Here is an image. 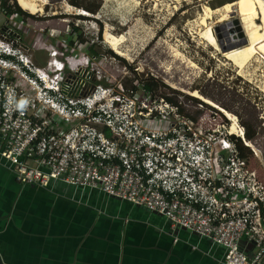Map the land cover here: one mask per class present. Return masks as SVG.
Wrapping results in <instances>:
<instances>
[{"label":"built area","instance_id":"2783aa9c","mask_svg":"<svg viewBox=\"0 0 264 264\" xmlns=\"http://www.w3.org/2000/svg\"><path fill=\"white\" fill-rule=\"evenodd\" d=\"M0 13H7L1 5ZM6 47L2 52L14 55ZM24 65L20 82L8 80L9 68L0 66V162L19 183L97 189L222 246L224 264H264V187L228 136L217 138L219 128L194 127L163 98L154 104L173 111L181 124L147 128L152 108L144 106L138 117L119 113L133 97L103 102L100 89L90 104L73 102L61 96L60 85L68 90L83 80L60 82L57 73L44 77ZM54 67L61 72L64 62Z\"/></svg>","mask_w":264,"mask_h":264},{"label":"rangeland","instance_id":"374dc122","mask_svg":"<svg viewBox=\"0 0 264 264\" xmlns=\"http://www.w3.org/2000/svg\"><path fill=\"white\" fill-rule=\"evenodd\" d=\"M34 1L41 5V11L30 13L19 6L29 14L27 17L0 13V54L9 56L0 58V66L9 68L8 80L20 82L24 76L21 67L26 68L25 63L44 77L57 73L60 82L73 77L83 80L68 90L60 85L61 96L73 102L90 104V97L101 94L100 89L105 90L103 102L114 96L131 98L134 94V103H124L119 113L138 117L137 112L144 106L152 108V118L143 122L147 128L165 129L171 124H181L182 119L173 111L153 102L167 96L176 102L172 106H177L181 116L189 119L194 127L201 122L210 130L219 128L217 138L228 136L235 155L264 187L263 60L253 59L239 72L233 60L205 39L204 26L200 24L204 5L216 9L232 0H99L97 11L86 14L69 0ZM73 1L90 6L95 2ZM237 17L233 12L223 22L216 15L209 20L218 40L223 37L220 26ZM256 22L262 24L259 19ZM72 26L78 29L76 36L71 34ZM106 31L120 38L117 48L123 56L104 41ZM92 42L99 47L98 53L91 56L87 48ZM8 45L14 55L2 52L8 50ZM19 59L23 62L17 64ZM62 61L63 71H54V66ZM84 64H87L85 70ZM79 73L82 75H76ZM143 80L155 86L151 92L141 91ZM134 86L138 88L133 90ZM193 91L231 113L243 130L244 140L230 133L232 122L218 108L193 96ZM155 105L157 111L153 108ZM155 112L162 113L158 116L160 119L153 118ZM246 128L252 134L250 139L245 137Z\"/></svg>","mask_w":264,"mask_h":264},{"label":"crops","instance_id":"0c3cea01","mask_svg":"<svg viewBox=\"0 0 264 264\" xmlns=\"http://www.w3.org/2000/svg\"><path fill=\"white\" fill-rule=\"evenodd\" d=\"M223 254L162 214L97 189L21 184L0 162L2 264H224Z\"/></svg>","mask_w":264,"mask_h":264},{"label":"bare ground","instance_id":"6f19581e","mask_svg":"<svg viewBox=\"0 0 264 264\" xmlns=\"http://www.w3.org/2000/svg\"><path fill=\"white\" fill-rule=\"evenodd\" d=\"M16 1L22 9L30 13H36L42 9L41 5H37L33 0ZM233 12L238 14L237 22L234 20L231 22L228 21L220 26L222 30L221 35L223 36L220 41L218 40V34L215 33L214 27L210 25L209 20L216 15L217 20L223 22L224 20H228L229 14ZM82 13L86 14L87 12L82 11ZM202 13L200 24L204 26L203 36L210 44L220 49L222 47L227 48L225 50L221 49L222 54L234 61L239 72H242L246 65L253 59L260 58L264 64V0H233L220 5L216 9L204 5ZM256 19H259L262 24H257ZM119 39V37L107 31L104 34V41L117 54L122 55V52L117 48ZM240 44H243V46L241 45L240 47ZM192 95L218 108L232 122L230 133H235V135L244 140L243 130L237 126L236 118L231 113L212 100L202 96L197 91H193ZM245 143L252 147L251 143H248L247 140H245ZM255 154L258 157L260 156L257 151H255Z\"/></svg>","mask_w":264,"mask_h":264},{"label":"trees","instance_id":"16d2710c","mask_svg":"<svg viewBox=\"0 0 264 264\" xmlns=\"http://www.w3.org/2000/svg\"><path fill=\"white\" fill-rule=\"evenodd\" d=\"M13 0H0V5L3 9H5V11L7 13H17L18 15L22 16V17H27L29 16V14H27L26 12H24ZM71 4L77 6V7H81L83 10H85L86 12H92L94 13L95 11H97L98 7H99V0H95L93 5H87L86 3H81V2H77V1H73V0H69ZM80 17H85V16H80ZM77 28L75 26H72V32L71 34L76 36V32H77ZM20 35V33H18ZM99 37H101L99 35ZM79 39V38H78ZM79 41H82V39H79ZM69 44L72 45V41L70 40ZM99 47V45L96 42H92L89 44L88 48H87V52L89 55H96L98 53L97 48ZM99 84L103 83V82H98ZM140 89L143 93H149L152 91V89L155 87H153V85L151 84L150 81L148 80H143L140 82ZM105 86V85H104ZM138 87L134 86L133 90H136ZM135 93V92H134ZM134 94H131V97H133ZM165 101H167L168 103H170L171 105H177L175 101H173L172 99L168 98L167 96H164L163 98ZM177 107V106H176ZM179 110V109H178ZM245 137L247 139H250L252 137V134L249 133L248 129L246 128L245 131Z\"/></svg>","mask_w":264,"mask_h":264},{"label":"clouds","instance_id":"9594fccd","mask_svg":"<svg viewBox=\"0 0 264 264\" xmlns=\"http://www.w3.org/2000/svg\"><path fill=\"white\" fill-rule=\"evenodd\" d=\"M27 102L28 101L26 99L25 100H21L20 103H19V105H17V107H19V108L22 109L27 104Z\"/></svg>","mask_w":264,"mask_h":264},{"label":"water","instance_id":"95a60500","mask_svg":"<svg viewBox=\"0 0 264 264\" xmlns=\"http://www.w3.org/2000/svg\"><path fill=\"white\" fill-rule=\"evenodd\" d=\"M232 1H233V0H232ZM234 21L237 22V19H235ZM221 49H222V50H225V49H227V48L222 47ZM0 264H2L1 259H0Z\"/></svg>","mask_w":264,"mask_h":264}]
</instances>
